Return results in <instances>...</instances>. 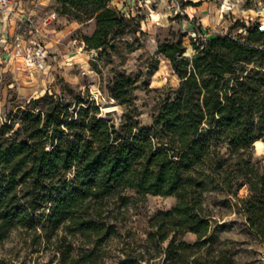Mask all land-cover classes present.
I'll return each instance as SVG.
<instances>
[{"label": "trees", "instance_id": "16d2710c", "mask_svg": "<svg viewBox=\"0 0 264 264\" xmlns=\"http://www.w3.org/2000/svg\"><path fill=\"white\" fill-rule=\"evenodd\" d=\"M53 2L60 16L92 22V30L80 36L87 49L110 47L128 25L124 8L112 0ZM261 24H242L245 32L224 34L196 25L203 37L191 43V54L182 34L161 41L157 53L170 64L176 84L150 126L129 113L116 124L85 97L73 110L72 103L52 97L46 108L18 107L13 117L0 120V239L21 227L36 236L41 230L47 236L64 231L100 244L116 233L102 219L104 201L131 189L176 196L170 209L151 217L149 233V240L167 241L166 260L176 261L188 250L209 248L208 185L234 196L249 228L264 237V172L249 154L255 141H264ZM133 87L134 80L125 74L108 84L110 95L125 105L133 101ZM39 100L47 101L48 95L32 101ZM245 186L248 193L239 196ZM186 233L195 234V242L185 240ZM196 253L190 264H233L225 250L212 261ZM119 264H129L128 259Z\"/></svg>", "mask_w": 264, "mask_h": 264}, {"label": "rangeland", "instance_id": "374dc122", "mask_svg": "<svg viewBox=\"0 0 264 264\" xmlns=\"http://www.w3.org/2000/svg\"><path fill=\"white\" fill-rule=\"evenodd\" d=\"M185 1L126 0L115 3L127 13L128 25L104 50L87 49L85 45L78 48L77 42L71 45L69 40L64 42L65 46L62 41L47 37L42 67L34 59L22 62L17 58L13 61L1 58L0 120L13 117L18 107L28 106L36 111L46 108L52 97L61 98L64 104L72 103L73 110L78 98L85 97L95 100L100 106V115L116 124L129 113L142 125L150 126L170 86L176 84L170 64L157 53L161 41L173 38V33L182 34L187 53H194L191 43H199L203 35L197 33L195 27H189L188 20L190 16L199 20L198 12L203 14L210 33L245 32L246 27L242 24H264V0H200L204 3L200 11L197 7H183ZM18 2L21 3V14L31 19L36 17L28 10L33 1ZM41 2L40 15L55 14L47 24L58 27L59 14L53 0ZM210 5L217 8L218 21H212ZM235 22L239 23L238 27H232ZM21 29L24 30V25ZM91 30L92 22L73 34L80 33V41V36ZM0 50H4L1 45ZM120 74L134 80L130 105L121 104L109 93L108 84ZM47 95V101L39 100L38 104L32 101ZM105 110L112 111L106 115ZM249 154L254 165L264 172V141H255ZM247 193L245 186L239 196ZM123 195L130 199L123 200ZM176 200L175 195H142L131 189L107 198L103 203L102 219L113 224L116 233L100 244L89 242L88 237L80 234L61 231L47 236L41 230V235L36 236L31 229L13 227L0 239V264H119L123 259H128L129 264H190L192 254L197 251L188 250L182 259L168 262L167 241L149 240L151 217L159 210L170 209ZM204 205L210 214L211 241L209 248L206 245L196 254H203V258L212 261L220 250H225L233 264H264V237L249 228L234 196L218 185H208ZM184 238L193 243L196 235L186 233Z\"/></svg>", "mask_w": 264, "mask_h": 264}, {"label": "crops", "instance_id": "0c3cea01", "mask_svg": "<svg viewBox=\"0 0 264 264\" xmlns=\"http://www.w3.org/2000/svg\"><path fill=\"white\" fill-rule=\"evenodd\" d=\"M29 1H33V4H30L28 6V10H30L31 13H34V15H36L34 19H31L30 16L27 17L25 16V14L20 13L22 11V9L19 6L21 5V3L18 1H17L18 10L15 13H10V12L0 13V45L4 49L1 51H3L2 58H4L5 61H13L16 58L22 59V62L25 60L29 61L33 59L35 60V62L41 60L39 53L41 51L46 52L45 42L47 37L51 39L53 38L54 40L57 41H62L63 45H65V43L68 40L69 42H71V45L72 43L74 44L77 42L79 44L77 45L78 48H80V46L82 47L85 45L82 39H80L79 41L80 33L76 35L73 34L74 31L79 30L81 27H83L85 25L84 23H80L75 20H69L64 16L57 15V19H58L57 21L58 23H60V25H58V27L57 26L55 27V25L53 26L48 25L47 24L49 21L48 18L50 17H48V15L46 17L40 15V9L43 5L41 0H29ZM47 1H51V0H47ZM192 1L200 2V0H192ZM125 2L126 0H120V3H125ZM203 4L200 2L199 5H195V6L186 5L183 7H187V6L197 7L199 8L200 11V7H202ZM214 6L210 5L209 7L211 9V14H212L211 19L212 21L215 22L218 21L220 18L218 14H216L217 8ZM197 15L200 16L199 20L193 19L192 16H190V20H188L189 27L193 28L195 27V25L200 24L202 25L203 28L207 29L208 33H210L211 32L210 29L208 28L207 24L204 23L203 14H199L198 12ZM21 19L24 20L21 21ZM42 23H44V25ZM23 25H24V30L22 31L21 27H23ZM92 28H93V24H92ZM17 33H22L24 36L27 37V39L24 37V43L23 46L21 47V53L19 56L15 55L16 45L14 42V36ZM63 45H59V47L60 48L63 47L65 49L66 47H64Z\"/></svg>", "mask_w": 264, "mask_h": 264}, {"label": "built area", "instance_id": "2783aa9c", "mask_svg": "<svg viewBox=\"0 0 264 264\" xmlns=\"http://www.w3.org/2000/svg\"><path fill=\"white\" fill-rule=\"evenodd\" d=\"M17 1L18 0H0V13H2V12L15 13L17 11ZM112 1H113V3L120 2V0H112ZM54 16H55V14H53L52 16H49L50 17V18H48L49 22H50V19H53ZM23 20L24 19H21V21H23ZM260 28L264 30V24H261ZM14 42L16 45L15 55L19 56L21 53V47L23 46V43H24V35L22 33H17L14 36ZM2 55H3V51L0 50V59L2 58ZM39 56H40L41 60L36 61V63L42 67L43 61H44L43 57L45 56V51H41L39 53Z\"/></svg>", "mask_w": 264, "mask_h": 264}, {"label": "water", "instance_id": "95a60500", "mask_svg": "<svg viewBox=\"0 0 264 264\" xmlns=\"http://www.w3.org/2000/svg\"><path fill=\"white\" fill-rule=\"evenodd\" d=\"M111 111H112V110H105V114H106V115H110Z\"/></svg>", "mask_w": 264, "mask_h": 264}]
</instances>
